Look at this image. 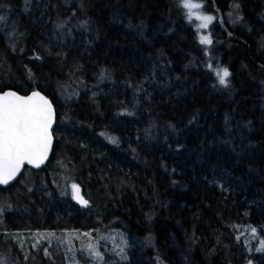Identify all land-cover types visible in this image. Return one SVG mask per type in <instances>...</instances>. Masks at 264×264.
Returning a JSON list of instances; mask_svg holds the SVG:
<instances>
[{
	"label": "trees",
	"instance_id": "1",
	"mask_svg": "<svg viewBox=\"0 0 264 264\" xmlns=\"http://www.w3.org/2000/svg\"><path fill=\"white\" fill-rule=\"evenodd\" d=\"M190 2L211 43L185 0H0V91L56 115L47 163L0 188V264H67L31 237L87 233L101 264H264V0Z\"/></svg>",
	"mask_w": 264,
	"mask_h": 264
},
{
	"label": "snow or ice",
	"instance_id": "2",
	"mask_svg": "<svg viewBox=\"0 0 264 264\" xmlns=\"http://www.w3.org/2000/svg\"><path fill=\"white\" fill-rule=\"evenodd\" d=\"M185 8L198 9L199 3H192L185 0ZM191 16V11L189 13ZM205 22L210 21L211 17H200ZM3 20V17H0ZM203 23L201 27H206ZM202 43H211L204 37ZM220 76V83L226 84V77L229 72L223 69L217 73ZM0 104V183L7 184L19 171L21 165L28 163L39 164L46 156L47 148L50 143L48 129L51 125L52 113L48 102L34 93L33 97L22 99L14 93H7ZM42 101L37 103L35 101ZM76 198L81 203L86 204L79 196V189L73 185Z\"/></svg>",
	"mask_w": 264,
	"mask_h": 264
},
{
	"label": "rangeland",
	"instance_id": "3",
	"mask_svg": "<svg viewBox=\"0 0 264 264\" xmlns=\"http://www.w3.org/2000/svg\"><path fill=\"white\" fill-rule=\"evenodd\" d=\"M196 3V2H192ZM187 13L189 14L191 11L192 19H194L197 25V32L198 37L202 41V38L207 36V26L201 27L203 23L208 24V21L205 22L202 19H197V16L200 17H207L203 15L198 9H187ZM3 202L2 199H0V203ZM2 214V213H0ZM7 224L16 225V222L13 220H10L9 222H6ZM6 223L2 222V216L0 215V227L6 225ZM4 234L6 231L3 232ZM243 239L245 244L248 247H252L254 244L257 249L260 247L264 248V237L261 238L258 231H254L252 228L244 227L242 229ZM44 240H47L49 245L51 247L53 246V241L55 244V248L59 251H52L48 252L44 250L45 254L50 253L54 255L55 257L52 258V260L57 261L58 263L62 261V258L65 259L67 264H101L100 257L102 256V251L99 249V245L97 241H92L90 233L85 234L84 236L81 235H73V234H66L64 236L62 235H50V234H35L34 237H31V244H39L43 243ZM17 243L21 244L23 242L22 239L15 240ZM75 250L77 252V259H84L88 260L87 263H81L75 258ZM119 253V250H117ZM19 255H21V250L19 247L14 248L13 245L8 244L6 242H0V261H6V260H18L20 259ZM62 257V258H61ZM97 258V259H96ZM35 261V260H33ZM45 264H47V261H45Z\"/></svg>",
	"mask_w": 264,
	"mask_h": 264
},
{
	"label": "water",
	"instance_id": "4",
	"mask_svg": "<svg viewBox=\"0 0 264 264\" xmlns=\"http://www.w3.org/2000/svg\"><path fill=\"white\" fill-rule=\"evenodd\" d=\"M7 93H14L16 96H19L21 97L22 99H28L29 97H33V94L34 93H38L40 97H43L44 100H46L48 102V105L51 106V113H52V120H51V125L48 129V133H49V136H50V143L48 145V148H47V153H46V156L42 159L41 162H39L38 166L37 164L35 163H28L27 161H25L19 171L16 173L15 177L13 179H11L7 184H2L0 183V188L1 189H6L8 188L9 186H11L14 181L16 180V178L18 177V175L20 174V172L22 171L23 167H28L32 170H40L46 163L47 161L49 160L50 158V155H51V151H52V147H53V142H54V138H53V135H52V132H53V129H54V126H55V120H56V115H55V109H54V106L51 102V100L46 97L44 94H42L41 92L37 91V90H34V91H31L29 92L28 94H20L12 89H6V90H3V91H0V104L3 103V97L7 94ZM37 103H42V101H35ZM79 196L80 198H82L81 194L79 193ZM77 199V198H76ZM83 199V198H82ZM78 203L81 204L82 206H86L87 205V202L86 204L84 203H81L79 199H77Z\"/></svg>",
	"mask_w": 264,
	"mask_h": 264
}]
</instances>
